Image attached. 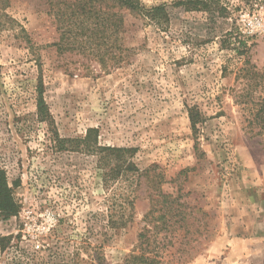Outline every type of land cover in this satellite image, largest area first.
I'll return each mask as SVG.
<instances>
[{
    "label": "rangeland",
    "instance_id": "1",
    "mask_svg": "<svg viewBox=\"0 0 264 264\" xmlns=\"http://www.w3.org/2000/svg\"><path fill=\"white\" fill-rule=\"evenodd\" d=\"M141 1L168 4L171 20L161 29L126 10L125 43L136 50L107 70L51 45L60 33L44 0H0L4 23L11 19L0 27V168L21 205L0 215V264H90L97 254L115 264L135 247L157 192L141 174L106 180L112 162L100 154L57 150L37 115L40 77L63 137L98 128L99 144L134 148L130 159L180 196L189 229L171 232L169 250L190 252L186 264H264V146L234 103L243 60L234 38L226 40L243 35V19L264 17V0H225L221 11ZM246 38L251 60L264 67V36ZM193 105L205 115L197 135ZM112 212L133 217L113 231Z\"/></svg>",
    "mask_w": 264,
    "mask_h": 264
},
{
    "label": "trees",
    "instance_id": "2",
    "mask_svg": "<svg viewBox=\"0 0 264 264\" xmlns=\"http://www.w3.org/2000/svg\"><path fill=\"white\" fill-rule=\"evenodd\" d=\"M44 1L48 5V12L54 15L60 33L58 41L51 45L56 46L61 53L75 51L92 56L107 70L123 65L136 50L135 47H129L125 43L126 10L142 16L149 24L161 29H166L171 20L169 6L166 3L147 6L141 0ZM224 3L225 0H176L171 5L184 7L187 10H212L214 7L213 9L221 11L224 9ZM2 8L0 6V27L6 23L9 25L11 21L8 17L9 19L4 23ZM21 30L26 32L24 28ZM232 38L237 44L233 49L243 60L242 65L235 71L237 84L231 88L234 103L242 111L244 128L252 135L260 137L264 146V67H258L251 60L249 38L244 35L239 38L234 33H229L226 40L231 42ZM108 43L109 47H107ZM38 65L41 67L40 63ZM222 71L224 73L228 71L227 64L223 66ZM36 93L38 119L47 125L49 139L54 142L57 150H81L100 154L104 163L112 162L109 164L112 165L110 170L103 174L106 180H116L124 173L131 172L133 175H145L146 180L152 183L151 187H157V192L150 193V209L144 215V225L138 233L135 247L115 264H186L192 259L190 252L177 253L168 249L175 245L171 235L173 230L189 229V215L183 209L186 205L179 201L180 196L165 193L158 187L160 174L151 173V169L141 170L130 159L134 148L99 144L98 128H88L84 136L63 137L56 128L54 117L46 101L42 77L38 80ZM188 112L191 128L197 135L205 115L198 105L190 106ZM130 203L133 206V201ZM20 208L21 205L15 198V190L9 183L6 171L0 168V215L6 218L13 216L20 211ZM113 212V231L126 227L132 220V215L125 216L124 213L114 218ZM176 216L179 217L175 218ZM99 258L97 254L95 258L90 259V264H102Z\"/></svg>",
    "mask_w": 264,
    "mask_h": 264
},
{
    "label": "built area",
    "instance_id": "3",
    "mask_svg": "<svg viewBox=\"0 0 264 264\" xmlns=\"http://www.w3.org/2000/svg\"><path fill=\"white\" fill-rule=\"evenodd\" d=\"M243 28L241 33L243 35H263L264 36V17L254 14L251 18L243 19Z\"/></svg>",
    "mask_w": 264,
    "mask_h": 264
}]
</instances>
